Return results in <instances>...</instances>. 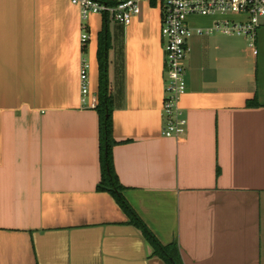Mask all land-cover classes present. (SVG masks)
<instances>
[{
  "label": "crops",
  "instance_id": "0c3cea01",
  "mask_svg": "<svg viewBox=\"0 0 264 264\" xmlns=\"http://www.w3.org/2000/svg\"><path fill=\"white\" fill-rule=\"evenodd\" d=\"M220 19L188 20V124L167 138L158 4L124 26L83 20L72 0H0V264H166L97 190L100 122L89 105L105 28L113 158L128 203L182 264H264V28L255 55L246 37L198 33Z\"/></svg>",
  "mask_w": 264,
  "mask_h": 264
},
{
  "label": "built area",
  "instance_id": "2783aa9c",
  "mask_svg": "<svg viewBox=\"0 0 264 264\" xmlns=\"http://www.w3.org/2000/svg\"><path fill=\"white\" fill-rule=\"evenodd\" d=\"M147 2H155L162 10L161 35L167 66L163 135L167 138H179L186 133L188 124L180 103L187 92L185 62L190 52L189 40L193 35L189 18L223 17L211 28L198 29V33L246 37L250 49L257 55V35L264 28V0H72L73 5L80 7L83 20L91 14L108 15L124 26L130 25L141 14L142 4ZM230 16H240L243 20L226 18ZM81 39L83 44L87 43V33H83ZM89 69L90 64L83 60L80 72L83 103H86L90 93ZM97 105V98H93L89 106L96 108Z\"/></svg>",
  "mask_w": 264,
  "mask_h": 264
},
{
  "label": "trees",
  "instance_id": "16d2710c",
  "mask_svg": "<svg viewBox=\"0 0 264 264\" xmlns=\"http://www.w3.org/2000/svg\"><path fill=\"white\" fill-rule=\"evenodd\" d=\"M109 18L108 15H104ZM105 28L99 39L98 61L100 69V86L98 95V105L95 108L99 114L100 126V165L102 178L97 190L110 193L123 211L127 214L132 225L139 229L145 239L154 249V255L162 259L166 264H182L179 249L176 244L164 246L150 231L147 225L140 219L136 211L128 203L123 195L124 187L121 184L115 170L113 147L117 144L113 137L112 114L113 99L110 93L108 79V58L110 39ZM253 102H249L252 105Z\"/></svg>",
  "mask_w": 264,
  "mask_h": 264
}]
</instances>
